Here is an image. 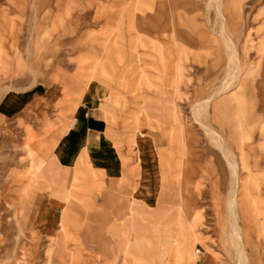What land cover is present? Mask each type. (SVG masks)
<instances>
[{"label":"rangeland","instance_id":"374dc122","mask_svg":"<svg viewBox=\"0 0 264 264\" xmlns=\"http://www.w3.org/2000/svg\"><path fill=\"white\" fill-rule=\"evenodd\" d=\"M263 39L264 0H0V264H264ZM89 81L118 138L161 140L158 208L53 161ZM51 191L70 196L55 239Z\"/></svg>","mask_w":264,"mask_h":264},{"label":"crops","instance_id":"0c3cea01","mask_svg":"<svg viewBox=\"0 0 264 264\" xmlns=\"http://www.w3.org/2000/svg\"><path fill=\"white\" fill-rule=\"evenodd\" d=\"M261 45L264 48V39ZM87 84L91 85H87L83 90L82 102L79 101L65 118L68 126L53 146V161L67 169H77L81 164H85L111 181L131 179L135 186V195L141 204L151 209L158 208L166 189L161 181L159 164V149L163 147L161 140L149 133L131 137L130 142L118 138L104 110L97 106L102 89L93 81ZM50 96L46 97L45 101ZM27 110L24 105L19 107L21 114L25 115ZM40 172L37 169L29 172V186L39 181ZM235 185L237 192V175L234 177V188ZM166 190L169 193V189ZM69 200V195L61 196L56 191L43 196L37 209L36 226L39 233L44 232L52 239L59 236L58 227H64L67 221ZM58 208H62V214L57 212ZM192 237L199 239L195 232ZM195 264L223 263L212 252H202L200 249Z\"/></svg>","mask_w":264,"mask_h":264},{"label":"bare ground","instance_id":"6f19581e","mask_svg":"<svg viewBox=\"0 0 264 264\" xmlns=\"http://www.w3.org/2000/svg\"><path fill=\"white\" fill-rule=\"evenodd\" d=\"M217 1H218V0H217ZM219 13L221 14V11H220V10H219ZM222 18H223V17H222ZM221 34H222L223 36H225V34H226V33H225V30H224V27H222V26H221ZM224 39H225V38H224ZM226 42H227L229 48L232 50L233 48H232L231 45L229 44V41L226 40ZM226 42H225V43H226ZM233 50H234V49H233ZM235 54H236V53H235ZM236 68H237V67H236ZM236 70H237V69H236ZM233 75H234V74H233ZM231 76H232V74H231ZM227 86H229V84H228V85H226V84L223 85V87H222V91H223V90H226V88L228 89ZM218 141L221 142L220 140H218ZM55 144H56V143H55ZM222 150H223V146H222ZM57 159H58V158H57ZM230 165H231V168H232L233 172H236V170H237V169H236V165L233 164V163H230ZM42 168H43V167H42ZM38 169H39V168H38ZM236 185H237V184H236ZM236 185H235V188H234V190H233V192H232V193H233V196H232V197H234V196L236 195V194H235V193H236ZM31 186H32V185H31ZM234 198H236V197H234ZM235 205H236V203H235ZM235 205H234V206H235ZM230 211H231V210H230ZM231 214H232V213H231ZM234 215H235V214H234ZM232 216H233V215H232ZM232 221H233V220H232ZM232 227H233V226H232ZM235 228H236V226H235ZM235 228H234V229H235ZM238 229H239V228H238ZM235 230H236V229H235ZM236 233L238 234V236H240V235H239L240 232L238 233V231H237ZM237 240H238V239H237ZM241 243H242V242H241ZM240 246H241V245H240ZM240 251H241V250H240ZM243 251H244V250H243ZM244 252H245V251H244ZM243 256L246 257V255H243ZM240 257H241V256H240ZM243 259H244V258H243ZM243 261H244V260H243ZM245 261H246V259H245Z\"/></svg>","mask_w":264,"mask_h":264},{"label":"built area","instance_id":"2783aa9c","mask_svg":"<svg viewBox=\"0 0 264 264\" xmlns=\"http://www.w3.org/2000/svg\"><path fill=\"white\" fill-rule=\"evenodd\" d=\"M196 253L199 254V253H200V249H198V250L196 251Z\"/></svg>","mask_w":264,"mask_h":264}]
</instances>
